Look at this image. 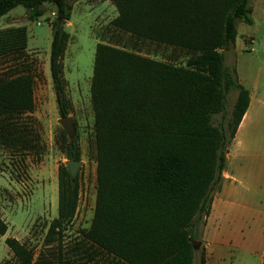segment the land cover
Wrapping results in <instances>:
<instances>
[{
    "label": "trees",
    "instance_id": "obj_1",
    "mask_svg": "<svg viewBox=\"0 0 264 264\" xmlns=\"http://www.w3.org/2000/svg\"><path fill=\"white\" fill-rule=\"evenodd\" d=\"M79 1V0H74ZM114 21L136 40L185 50L183 64L155 61L127 50L97 44L91 80L96 198L79 257H66L62 242L77 212L79 181L67 167L57 172V216L43 244L57 252L33 251L5 239L16 264H193L190 228L209 216L212 198L226 170L228 145L249 105L223 52L233 48L237 23L252 24L250 0H114ZM54 5L49 71L60 118L68 116L63 59L69 35L68 0H0V19L21 6L32 21ZM23 26L0 30V57L13 55L19 66L0 77V145L39 156L43 145L30 118L36 73L26 54ZM236 100L226 127L212 117L224 114L226 95ZM58 150L80 161L78 137L60 130ZM6 225L0 218V235ZM82 253V254H81ZM69 255V254H68ZM199 264H206L202 249Z\"/></svg>",
    "mask_w": 264,
    "mask_h": 264
},
{
    "label": "rangeland",
    "instance_id": "obj_2",
    "mask_svg": "<svg viewBox=\"0 0 264 264\" xmlns=\"http://www.w3.org/2000/svg\"><path fill=\"white\" fill-rule=\"evenodd\" d=\"M68 2L72 10L70 20L64 25L69 41L62 64L67 84L65 96L71 104L67 116L71 124L69 133L60 122L49 71L54 5L44 4V15L32 21L27 19L21 6L0 19V30L20 26L26 29L25 54L36 79L34 111L23 118L31 119L43 145L39 156L0 145V218L7 227L5 234L0 235V264H16L5 244L7 238H14L32 250L34 260L40 251L57 252L54 245L47 249L43 240L57 216L58 168L67 162L55 143L60 130L68 137L77 136L80 148L77 212L64 233L63 254L77 258V251L84 246L81 230L91 224L96 198L90 88L97 44L177 65L185 63L189 56L185 50L168 44L136 40L115 25L119 12L114 0ZM249 5L252 24L237 23L234 46L223 52L224 64L234 68L238 83L253 98L264 97V0H250ZM17 66L19 61L13 55L1 56L0 77L10 75ZM236 96L235 90L226 95L224 114L212 117L214 126L226 127ZM254 111L227 147L229 157L222 176L227 173L230 179L223 176L219 187L211 192L209 216L190 228L191 240L200 241L193 264H199L202 249H205L206 264H264V107L255 105ZM99 260L103 264H121L106 256Z\"/></svg>",
    "mask_w": 264,
    "mask_h": 264
},
{
    "label": "crops",
    "instance_id": "obj_3",
    "mask_svg": "<svg viewBox=\"0 0 264 264\" xmlns=\"http://www.w3.org/2000/svg\"><path fill=\"white\" fill-rule=\"evenodd\" d=\"M255 105L258 106H263L264 107V97L262 95H256L255 98L252 97V95L250 94L249 92V105H248V109L246 111V113L244 114L237 130H236V133H235V136L233 138V140L235 138H237L238 134L243 130V127H245L246 125V122L248 119H250L252 117V115L256 112L254 111L253 112V109L255 108ZM229 156H227L228 158ZM225 178H228L230 179V176L227 174V173H224L223 175ZM224 178V179H225Z\"/></svg>",
    "mask_w": 264,
    "mask_h": 264
},
{
    "label": "water",
    "instance_id": "obj_4",
    "mask_svg": "<svg viewBox=\"0 0 264 264\" xmlns=\"http://www.w3.org/2000/svg\"><path fill=\"white\" fill-rule=\"evenodd\" d=\"M61 124L63 125L66 132H71V124L68 117H64L60 119ZM80 166V161H67L66 167L69 173V176L72 180L76 178V174L78 171V168ZM192 249L193 251L197 250L200 247V241L198 240H191Z\"/></svg>",
    "mask_w": 264,
    "mask_h": 264
},
{
    "label": "built area",
    "instance_id": "obj_5",
    "mask_svg": "<svg viewBox=\"0 0 264 264\" xmlns=\"http://www.w3.org/2000/svg\"><path fill=\"white\" fill-rule=\"evenodd\" d=\"M37 25H40V23H37Z\"/></svg>",
    "mask_w": 264,
    "mask_h": 264
}]
</instances>
